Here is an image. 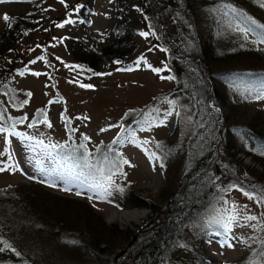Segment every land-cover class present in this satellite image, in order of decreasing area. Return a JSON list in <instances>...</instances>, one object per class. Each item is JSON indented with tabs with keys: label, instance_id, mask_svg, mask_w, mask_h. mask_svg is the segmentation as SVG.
Here are the masks:
<instances>
[{
	"label": "rangeland",
	"instance_id": "rangeland-1",
	"mask_svg": "<svg viewBox=\"0 0 264 264\" xmlns=\"http://www.w3.org/2000/svg\"><path fill=\"white\" fill-rule=\"evenodd\" d=\"M115 1L94 0L92 9L84 11L89 16L85 30L79 24L82 5L78 0L0 2V31L5 16L35 12L40 21L29 39L22 40L0 63V127L8 130L0 132V169H7L0 171V264H108L129 238L117 232L136 233L152 214L133 198L163 204L178 182L177 164L181 166L183 156L175 164L167 149L170 143L185 142L198 123H192L187 98L172 92L175 75L169 70L171 54L153 46L146 22L140 20L133 27L134 52L122 60L126 68L122 72L98 54L111 40L109 15ZM241 1L187 0L198 35L211 29L218 50H227L241 41L264 48L263 31L256 35L231 17L242 9L244 23L252 20L251 15L264 21V0H245L257 8L241 5ZM63 3L73 7L67 9ZM76 36L82 42L88 37L94 44V48L88 43L87 47L96 56L95 70L71 67L69 45ZM24 45L28 47L23 52ZM234 87L244 86L236 81ZM214 108L223 123L225 108L219 103ZM259 110H264L263 97L249 106L241 104L238 113ZM35 115L44 118L38 121ZM117 137L121 139L113 143ZM232 142L235 148L228 150L221 145L216 154L221 163L230 166L233 177L228 182L218 181L212 172L211 182L216 183L215 191L220 195L183 232L168 264H197L198 259L204 260L202 264H229L252 253H256L258 264H264V186L238 179L244 173L242 167H249L246 174L263 183L264 176L254 173L257 165L252 162L243 163L236 157L221 159L253 146L252 140L239 131ZM44 145L60 155L79 151L89 159L99 147H107L115 150L121 161L112 164L110 180L103 178V166L93 165L99 181L65 184L57 179V173L67 169L58 165L59 158L48 156ZM96 168L102 172H96ZM52 182L55 186L49 187ZM65 187L70 190H62ZM18 191L42 194L46 205L53 203L52 208H41L39 201L25 207L24 202H18ZM78 191L80 195H76ZM233 205L239 219L233 222L230 232L215 224L206 226L213 219L226 222ZM131 211H145L146 217L139 225H121L112 220L114 214ZM245 216L257 219L247 221Z\"/></svg>",
	"mask_w": 264,
	"mask_h": 264
},
{
	"label": "trees",
	"instance_id": "trees-1",
	"mask_svg": "<svg viewBox=\"0 0 264 264\" xmlns=\"http://www.w3.org/2000/svg\"><path fill=\"white\" fill-rule=\"evenodd\" d=\"M78 2L82 5L79 11V24L85 30L89 16L84 11L92 9L94 0ZM244 3L257 8L251 1H241V5ZM63 4L67 9L73 7ZM113 7L112 14L110 12L109 15L112 21V33L109 37L111 40L98 54L116 68L117 72H122L126 69L122 66V60L130 58L134 52L133 27L140 20L146 22L153 46L171 54L169 70L175 75L172 92H180L187 98L192 123H198L195 131L185 142L170 143V149H167L168 153L172 154L175 164L176 159L183 156L181 166L180 163L177 164L180 175L173 191L165 198L163 204H155V201L149 199L133 198L142 209H149L152 214L136 233L117 232L118 235L129 238L108 263L168 264L183 232L206 206L213 203L215 196L220 195L217 190L215 191L216 183L211 182L212 172L216 174L218 181L224 179L228 182L233 177L230 166L220 162L216 154L217 148L222 145L232 150V147H236L232 142V136L235 138L236 131L244 132L252 140L253 146L242 149V153L264 166V155H261V151H264V110L238 113L241 104L249 106L261 97L264 98V48L241 41L227 50L216 49L215 36L211 29L205 35H198L195 30L191 19L192 10L187 0H116ZM231 17L242 28L256 32V35L264 32V28L258 27L264 25L263 20L251 15L250 22H243L242 9ZM8 18L0 31V63L22 40H28L31 31L40 24L39 16L35 12ZM152 19L155 23H152ZM156 19L160 23L156 24ZM253 20L255 23H252ZM124 25L126 29L123 28ZM87 43L94 48L88 37L82 42L76 36L75 41L70 43L69 54L73 58L71 67L84 71L91 68L95 70L93 66L96 56L87 47ZM27 47L23 46V52ZM241 65L245 67H237ZM180 75L183 76L182 79ZM236 81L237 85L244 87H234ZM217 103L226 110L225 125L221 121V115L214 108ZM42 118L44 117L41 115H35L34 119L39 121ZM49 150L48 156L59 158L58 165L61 168H71L74 172L81 170L76 167L83 165L84 156L79 151H73L67 156ZM89 161L94 166H103L105 173L103 178L107 179L112 173V164H117L121 160L115 154V150L101 146L95 152L94 158ZM94 177L90 182L100 180V175ZM17 198L18 202H24L22 205L28 208L36 201H39L41 204L39 206L44 209H48V205L52 208L53 205L51 202L46 205L44 196L35 192L27 195L18 191ZM157 199L162 197L158 196ZM69 218L72 220L70 215ZM66 226L72 227L69 224ZM255 257L256 253H252L242 260L229 264H252ZM196 262L202 264L204 260L198 259Z\"/></svg>",
	"mask_w": 264,
	"mask_h": 264
},
{
	"label": "snow or ice",
	"instance_id": "snow-or-ice-1",
	"mask_svg": "<svg viewBox=\"0 0 264 264\" xmlns=\"http://www.w3.org/2000/svg\"><path fill=\"white\" fill-rule=\"evenodd\" d=\"M0 2H3V0H0ZM262 7H264V5H262ZM4 19L7 21L9 18L7 16H5ZM249 19H251V18H249ZM252 23H255V21L253 20ZM59 26H63V25H59ZM258 27L264 28V25H258ZM141 35L147 36L148 34L147 33H141ZM156 71H159V70H156ZM169 103H174V102L170 101ZM166 115H167V113H166ZM2 119H3V117H2V115H0V120H2ZM161 123H163V121H161ZM29 126H31V125H29ZM6 131H8L6 128L0 127V132H6ZM9 135H19V134L18 133L9 132ZM26 139H27V137H26ZM84 139L87 140L88 138L85 137ZM120 139H121V137H117V140H114L113 143L119 142ZM38 143L43 145L42 141H40ZM44 147L47 148L48 146L44 145ZM81 147H83V145H81ZM261 155H264V151H261ZM123 163L127 164L128 161L125 160V161H123ZM76 167L77 168H81V170L77 171V172H74L71 168H68L65 172L57 173V179L63 181L65 184H67V183L75 182V181H79L81 183H84V182H86L88 180H92V179L95 178L94 177V173L92 171L93 165L89 161V157H88L87 154H85L84 157H83V165H82V167H81V165H77ZM83 169H87L88 171L85 172ZM6 170L7 169H0V171H6ZM95 171L96 172H102V169L101 168H96ZM51 174L52 173H49V175H51ZM109 180H110V177H109ZM48 186L49 187H54L55 186V182L49 183ZM62 190L69 191L70 189L65 187ZM244 194L247 195L249 197V199H253V196L251 194H249L247 192H245ZM76 195H80V192L79 191L76 192ZM89 199H91V197H89ZM261 202H264V201H261ZM238 219H239V216H238V213H237V208H236L235 205H233L232 214L228 216L226 222H224L222 219H219V220L218 219H213V220L207 221L206 226L207 227H211L213 224H215V225H217L219 227H222L225 232H230L233 222H238ZM244 219L247 220V221H254V220L257 219V217L256 216H245ZM253 227H255V226H253ZM252 264H258V262L253 260Z\"/></svg>",
	"mask_w": 264,
	"mask_h": 264
},
{
	"label": "bare ground",
	"instance_id": "bare-ground-1",
	"mask_svg": "<svg viewBox=\"0 0 264 264\" xmlns=\"http://www.w3.org/2000/svg\"><path fill=\"white\" fill-rule=\"evenodd\" d=\"M146 217L145 211H131L122 214H114L113 221H118L121 225L133 224L139 225Z\"/></svg>",
	"mask_w": 264,
	"mask_h": 264
}]
</instances>
